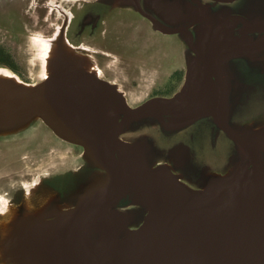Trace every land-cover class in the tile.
<instances>
[{
    "label": "water",
    "instance_id": "water-1",
    "mask_svg": "<svg viewBox=\"0 0 264 264\" xmlns=\"http://www.w3.org/2000/svg\"><path fill=\"white\" fill-rule=\"evenodd\" d=\"M231 3L235 0H210ZM135 3H138L135 0ZM167 33H185L156 24ZM243 36L234 45L218 35L203 34L199 45L190 36L188 43L197 60L196 72L189 87L180 98L152 99L137 109L127 112L124 120L111 125L105 113L106 102L115 89L95 79L75 65L63 64L50 79L32 90L14 89L0 95V130L15 119L39 116L60 121L85 138V146L93 160L108 174L106 183L92 187L76 206L59 213L53 221L36 223L42 239L41 246L33 243L26 234L18 238L28 240L27 247L20 248L17 241L10 248L14 258L21 264H102V258L92 259L84 246L89 247V231L97 221L109 214L110 207L124 188V172L116 158V139L120 131L133 121L165 114H185L198 103L202 94L213 84L217 96L211 110L193 115V121L212 115L217 125L242 148L251 160L252 169L227 181V189L211 193L186 194L168 191L159 198L147 222L138 231L129 234L123 242H105L106 256L114 264H191L194 259L206 255L210 243L218 256L229 264H264V173L256 163L255 147L236 132L228 123L226 106L229 81L224 69L225 62L245 48L248 32H264V20L246 23ZM214 88V86H213ZM182 121L178 125L192 121ZM256 185L254 200L246 199L247 191ZM224 185L223 182L220 183ZM38 221V220H37ZM54 235L50 240L43 239ZM84 253L76 259V251ZM215 254V255H216ZM208 257V255H207Z\"/></svg>",
    "mask_w": 264,
    "mask_h": 264
},
{
    "label": "flooded vegetation",
    "instance_id": "flooded-vegetation-1",
    "mask_svg": "<svg viewBox=\"0 0 264 264\" xmlns=\"http://www.w3.org/2000/svg\"><path fill=\"white\" fill-rule=\"evenodd\" d=\"M39 1L40 3L35 11H37L38 8L40 10H45L43 22L46 28L44 30L47 31L48 36H52L50 42H53V49L57 48L61 51L63 59L61 64L71 65L65 59L67 50H77L76 52L79 50L82 58H78L75 64L77 67H82L87 71L83 60L89 57L85 52H91V61L85 60V63L93 64V70L98 73V75H91L100 82L109 84L113 87L115 89V93H113L115 97L119 95V92L113 86V82H111L113 78L106 76L101 69L106 66L108 67V64L111 68H115L113 71L118 74L119 80L128 81V77L121 76L123 73V71H121L122 68L132 67V65L135 68H140L138 64L144 63L145 55L151 52V50L153 51L151 59L158 62L161 58V52H165L166 49L161 38L172 37L180 45L184 42L193 57V48H191L188 43V36L191 37L192 42L194 38L195 43L198 45L203 34H210L211 36L218 35L227 40L229 45H234L241 39L245 29H248L246 23L250 24L264 20V12L260 10L256 11L251 9L247 11L242 9L240 3H243L244 0H235L231 3L211 1L215 6L235 4L232 8L235 13L224 16L223 18L219 16H209L207 14L201 15L196 12L193 13V11L188 15H181L180 12H178L179 8H177L176 3H173L174 11L169 12L166 10L165 5L162 4L165 0H136L138 5L135 3V0L128 1L127 6L130 8L129 13H126L121 6L116 7L114 1L73 0V3H69V0ZM192 3H195V1L192 0ZM4 4L5 3L2 2V6L0 5V8L4 10L1 21L5 23L8 28L15 30L17 20L13 18L14 9H12L11 6H9V8L5 7L3 6ZM248 16L259 18L250 20ZM183 20L189 21V23L181 25ZM155 23L171 29H181L184 30L185 33L167 34L159 30L155 26ZM231 32L236 33V38L231 39L227 37V34ZM251 34L261 33L248 32L245 35L247 39L245 41L244 51L249 47L248 40ZM77 38L80 40L78 41ZM85 45L91 47H86ZM94 48H97V50ZM168 53L170 56H173V62L176 63V51L173 50L172 53ZM240 55L241 54H238L237 56L229 58L224 64V69L229 81L226 115L230 126L255 147L256 163L260 168L262 157L257 148L258 144L252 138H248L240 132L232 124L227 113L228 105L232 100V92L226 66L229 60L243 58V56L241 57ZM237 61L243 65L246 63L248 64L247 66H242L244 69H240L241 72H244L246 69V73L249 76L247 77L248 79H245L251 81L250 78H255V80L252 81L254 86H257V88H259V86L264 87V71L260 70L257 64V66L249 65V62L244 59H239ZM133 62L136 63L134 64ZM196 67L197 60H195L194 67L193 62H191L190 68H188L186 75L183 77L179 76L176 71L170 77V81L176 80L177 76L178 79L181 80V83L183 80L186 83V87L183 90H178L166 95H156L149 98L148 101L152 99L177 100L180 98L179 95H181V93L189 87L190 82L193 81ZM249 68H251V70H248ZM249 73H253V75ZM212 81L214 84V88L212 87L213 90H210L208 87L195 105L196 107L198 104H206L205 108L199 109L194 107L185 114L163 113L160 115V118L155 116L145 117L128 124L117 136L115 153L124 172L125 180L123 191L112 206L120 203L119 207L121 208L126 207L131 209L132 212L137 211L136 214H132L131 218L128 219V234L122 240H119V242H123L129 234L138 231L145 225L151 211L156 207V202L160 197L163 195L165 196L168 191H170L171 194L174 190L182 191L186 194H193L211 193L222 188L227 189L228 187L225 186L227 181L240 175L246 169L248 171L252 169L251 160L247 153L245 151L244 154L241 152L242 148H240L237 143L217 125L212 115H204L193 121V115L200 113L205 114L211 110V106L217 96V86L215 80L212 79ZM108 99L105 113L111 125L120 124L124 120L127 112L133 111L148 102L145 101L136 106L116 105L115 108H110L113 98L110 97ZM240 109L239 107L237 109L234 108L233 112L237 110L239 112ZM191 118L192 121L189 123L176 126L178 123L188 121ZM253 131L256 132L258 130L254 129ZM77 141V146L82 148L84 153L88 152L84 144L85 138L79 136ZM93 162L98 170L97 175H105L104 183H106L108 174L98 166L94 160ZM235 165L238 166L237 171H234ZM78 170L80 171L83 169L79 166ZM80 172L81 174L84 173V171ZM77 182L82 190L81 198L90 189L86 188L87 184L86 182L84 183V180L82 182L78 179ZM221 182L224 183L223 186L220 185ZM102 184L99 186H102ZM127 187L129 196L125 200H122V196ZM52 207L54 206L52 205ZM65 211L68 210H58L54 218L47 219V221L55 220L59 213ZM103 217H101L96 225L94 227L92 226L90 229L88 236L90 245L89 247H87V245L84 247H86V254H89V257L92 259L101 257L103 259L102 264H114V260L107 258L106 249L100 246L101 243L103 245L105 242H111L118 238L117 226H101L100 222ZM41 221L43 220L37 221V219L32 218L21 222L18 226L19 228L15 241L26 234L27 236L25 239L30 238L32 240L34 237L32 242L41 246L42 241H39V239H42V234L39 229H34L36 223ZM95 234L97 236L99 235L97 241H93ZM53 237L55 236L51 234L43 239L50 240ZM25 239L24 241L20 239L17 241L21 249L28 245V240ZM77 252L78 251H76L75 255L76 259L84 254L83 252L81 254Z\"/></svg>",
    "mask_w": 264,
    "mask_h": 264
},
{
    "label": "rangeland",
    "instance_id": "rangeland-1",
    "mask_svg": "<svg viewBox=\"0 0 264 264\" xmlns=\"http://www.w3.org/2000/svg\"><path fill=\"white\" fill-rule=\"evenodd\" d=\"M104 1H114L116 7L121 6L126 13H129L128 0ZM194 1L195 3H192V0H165L162 4L167 11L173 12V3H176L181 15H188L193 11L201 15L223 18L235 13L232 9L235 4L215 6L211 1ZM2 2L5 3L3 6L8 8L11 6L14 9L13 18L17 20V24L16 31L8 28L1 21L4 10L0 8V47L12 56L17 72L0 66V73L14 75L21 82L36 88L46 80L45 77L49 72L48 66L51 59L48 53L55 52L53 42H50L52 36H48L47 31L44 30L46 28L43 22L45 10L38 8L35 11L40 3L39 0H0V5ZM70 2L74 1L69 0ZM240 7L247 11L252 9L264 12V0H244L240 3ZM255 16L248 17L250 20L259 18ZM188 23L189 21L183 20L181 25ZM236 36L233 32L227 34V37L231 39ZM77 40L80 39L77 38ZM161 40L166 49L165 52H161L158 62L151 59L153 55L151 50L145 55L144 63L138 64L140 68H135L133 65L122 68L121 76L128 77V81L119 80L118 74L113 71L115 68H111L109 64L108 67L101 68L106 76L113 78L111 82L119 92L117 97L110 95L113 98L110 108H115L116 105L136 106L153 96L181 91L186 87V83L183 80L181 83L178 76L174 81L169 79L175 71L181 77L186 75L191 62L194 67L196 60L194 54L192 57V53L184 42L180 45L172 37L161 38ZM248 46L240 55L243 58L229 60L226 66L232 92L227 113L232 124L258 144L257 148L262 157L260 169L264 173V87L254 86L252 81L255 78H250L251 81H248L249 75L246 69L244 72L240 71L244 69L242 66L248 64L243 65L237 61L247 60L249 65H258V68L264 71V33L251 34ZM94 49L97 50V48ZM173 50L177 53L176 63L173 62V56L168 53H172ZM76 51L70 50L67 53L69 57L76 60L82 58L81 52ZM85 54L89 57L84 59L90 62L92 53L85 52ZM249 74L253 75V73ZM12 86L18 88L12 81L0 80V95L12 92L14 89ZM212 87L210 90H213ZM238 107L241 108L239 112L238 110L233 112L234 108ZM30 117L15 119L11 127L0 131V264H21L14 258L10 248L17 237L21 222L28 217L43 216L45 219H50L54 218L58 210L73 209L82 195L78 179L86 182L87 189L105 182V175H97L98 170L90 153H84L83 149L77 146L79 135L75 131L60 121L43 116L35 119ZM254 129L258 131L254 132ZM79 166L83 169L80 171L84 173L81 174L78 170ZM237 169L238 166L235 165L234 171ZM128 191L127 187L122 200L129 196ZM119 204L112 206L109 214L105 215L100 222L103 227L117 226L118 238L114 240L115 243L126 237L128 219L137 212H132L126 207L121 208ZM98 238L99 235L95 234L93 241H97ZM77 249V253L81 254L82 247ZM84 249L86 251V247ZM191 264H211V261L194 259Z\"/></svg>",
    "mask_w": 264,
    "mask_h": 264
},
{
    "label": "bare ground",
    "instance_id": "bare-ground-1",
    "mask_svg": "<svg viewBox=\"0 0 264 264\" xmlns=\"http://www.w3.org/2000/svg\"><path fill=\"white\" fill-rule=\"evenodd\" d=\"M128 1H131V0H128ZM50 50H51V48H50ZM53 51H55V52H53L52 54L51 53H48V56L50 57L51 60H49V66H48L49 72L47 73V75L45 77L46 80L50 79L53 75H55L59 71V69H60L59 67L62 65L61 62L63 61L62 55H61V51L58 50L57 48L56 49H53ZM67 51H66L65 59L71 65H75L76 58L69 57L70 55L67 53ZM83 61H84V65H85V67L87 69L86 72H88L90 74L98 75V73H96L93 70V64H88L87 62L85 63V60H83ZM80 68H82V67H80ZM0 80H2V81H4V80L12 81L13 84H16L18 87H20V88H22L24 90H32V89L35 88V87H33V86L29 85V84H26L24 82H21L17 77H15L14 75H10L8 73H0ZM107 103H108V101L106 102V106L108 105ZM197 107L199 109H201V108H205L206 106H205V104H203V105L202 104H198L195 108H197ZM38 117H39V115L37 113H35L30 118L35 119V118H38ZM21 118L22 117L17 118V119L20 120ZM18 120H16V121H18ZM13 122H11L8 126L2 128L0 131H3L5 129L11 127L15 123V122L14 123ZM241 152L243 154L245 153L244 150H242V149H241ZM258 184L259 185L262 184V182L260 181V179H258L257 182H255L254 186L247 191L246 199H248V200H254V199L257 198V195H254L253 191L256 188V185L258 186ZM28 219H32V217L31 218L28 217L26 220H28ZM33 219L47 221V219H45V217H43V216L42 217H36V218L33 217ZM205 250H206V253L207 254L204 255V256H202V257H200V258H204V259L209 258V259L214 260L215 262H217V264H229V261H227L226 258L221 257V256H218L215 253V249H214V247L212 245V242L210 243L209 247H205ZM207 255H208V257H207Z\"/></svg>",
    "mask_w": 264,
    "mask_h": 264
},
{
    "label": "trees",
    "instance_id": "trees-1",
    "mask_svg": "<svg viewBox=\"0 0 264 264\" xmlns=\"http://www.w3.org/2000/svg\"><path fill=\"white\" fill-rule=\"evenodd\" d=\"M0 66H5L17 72V67L12 56L2 47H0Z\"/></svg>",
    "mask_w": 264,
    "mask_h": 264
}]
</instances>
